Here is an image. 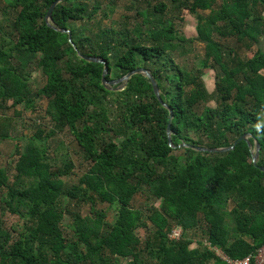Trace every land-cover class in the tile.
<instances>
[{
	"label": "trees",
	"instance_id": "16d2710c",
	"mask_svg": "<svg viewBox=\"0 0 264 264\" xmlns=\"http://www.w3.org/2000/svg\"><path fill=\"white\" fill-rule=\"evenodd\" d=\"M3 1L0 144L13 140L18 157L11 176L0 163V264H225L200 240L192 245L186 232L196 227L233 258L264 243V171L251 154L257 140L264 166V49L250 57L235 49L264 38V0H133L111 21L119 0H61L52 12L57 29L45 18L54 0ZM185 12L196 14L205 42L196 69L176 60L187 41L178 27ZM79 52L104 59L107 80L147 68L162 101L142 73L122 89L104 86V63ZM206 68H219L213 94ZM37 70L46 81L35 89ZM40 98L43 114L28 119L24 111L37 112ZM169 122L172 144L187 145L169 144ZM64 129L88 163L73 183L64 178L77 170L70 156L59 165L48 160L47 140ZM245 133L252 146L194 148L229 147ZM139 192L159 203L134 206ZM98 202L115 208L113 220ZM84 205L86 214L78 210ZM175 225L183 233L171 240ZM140 226L148 229L141 240Z\"/></svg>",
	"mask_w": 264,
	"mask_h": 264
},
{
	"label": "rangeland",
	"instance_id": "374dc122",
	"mask_svg": "<svg viewBox=\"0 0 264 264\" xmlns=\"http://www.w3.org/2000/svg\"><path fill=\"white\" fill-rule=\"evenodd\" d=\"M133 0H119L118 6L116 7V10L114 14L111 16L110 19H120L122 14L127 12V5H129ZM4 5V1L0 0V6ZM199 14L202 16H205L209 13V10H199ZM184 19L179 22V29L180 33L187 38V41L184 42V47L177 50L176 60L182 64L184 68L188 69H196V67L200 66V61L204 56V48H205V42L199 39L198 33L196 30L197 25V17L196 14H190V13H184ZM2 21V18L0 16V22ZM229 46L234 47L236 45V42L234 38H229L226 42ZM262 48L264 49V38L261 39L260 43H257L253 45L251 49H247L245 46L241 45L235 46L236 51L246 57H250L254 54V52L258 49ZM218 69L219 68H206L204 69V74L202 78L204 79V82L206 84V89L208 93L213 94L216 90L215 82L218 80ZM46 81V77L43 74L41 70H37L33 74V87L39 88L41 87ZM11 103V101H9ZM46 99L40 98L37 100V112L31 111H24L25 116L28 119L34 118V115L36 114H43L44 108L46 106ZM208 105L214 106L216 104V101L213 99V97H209ZM201 102L199 103V107ZM21 108L22 105H19ZM262 120L264 121V113L262 114ZM29 132V129L27 130ZM40 140V139H39ZM49 145V156L48 160L52 164H62L63 160L66 159V156H70V158L74 161L75 165L77 166V170H75L72 173H69L68 175H65L64 178L67 182L73 183L78 180L79 172L82 170H85L88 166V163L85 162L82 158L81 148L79 146V143L77 142L74 135L68 130L64 129L60 132H58L57 135L52 136L50 139L47 140ZM254 149V147H253ZM17 153L14 149V141L13 140H5L0 144V163L4 164L8 167V174L11 176V174L14 173V164L17 159ZM4 161V163H3ZM3 198V194L0 192V200ZM158 204L159 201L156 199H150L147 198L145 192H139L135 195L133 200V205L138 207H145L147 204L151 203ZM97 207L104 208L107 211V219L113 220L115 216V208L113 206H110L107 203H97ZM80 213L86 214L89 212V206L84 205L82 208L78 209ZM7 223L11 224L13 227L19 229L22 227V221H20L15 215L13 214H6L4 216ZM70 219V215L66 213L64 222L67 223ZM146 223L150 224L148 220H146ZM148 229H145L143 226L138 227L135 230V235L138 237V239H144L147 235ZM182 233V231H181ZM186 235L193 238L194 242L192 245H197L198 240H202L206 238V236H203V232L200 227H196L193 230L187 231ZM204 246V245H203Z\"/></svg>",
	"mask_w": 264,
	"mask_h": 264
},
{
	"label": "water",
	"instance_id": "95a60500",
	"mask_svg": "<svg viewBox=\"0 0 264 264\" xmlns=\"http://www.w3.org/2000/svg\"><path fill=\"white\" fill-rule=\"evenodd\" d=\"M61 1V0H54L52 2V4L49 6L48 10H47V13H46V21L48 24L52 25V27L56 28L53 24H51V21H52V12H53V9L54 7L56 6V4ZM63 32H68V36H69V40L71 41V32L69 29H61ZM79 55L84 58L85 60H89V61H99V62H103L104 63V69H103V72H102V83L104 86L108 87V88H111V84H119L118 87H116V89H122L125 87V85L127 84V82L129 81L130 77L135 74V73H142L144 75H146L147 77H149L151 79V82H152V85H153V89H154V92L156 94V96L159 98L160 101H162V99L160 98V90H159V87H158V84L155 80V78L153 77V75L151 74V72L147 69V68H144V67H138V68H135L131 71H129L128 73H126L125 75L121 76L120 78L118 79H114V80H107L106 78V75H107V72H108V64L107 62L104 60V59H101L100 57H97V56H90V55H85L81 52H79ZM164 105H166L164 103ZM167 135H168V139H169V144L173 147H181V146H185L187 144L185 143H181V144H178V145H173L172 144V141H171V129H170V122L168 124V127H167ZM251 135L250 133H245L243 135H241L240 137H238L235 142L229 146V147H201V146H194V148H196L197 150H201V151H223V150H227V149H231L234 147V145L239 142L240 140H246L249 144V146H252L250 141H249V138L248 136ZM259 151H260V143L256 140L255 141V148L251 151V154H252V160H253V163L258 166L261 170L264 171V166L263 165H259L257 163L258 159H259Z\"/></svg>",
	"mask_w": 264,
	"mask_h": 264
},
{
	"label": "built area",
	"instance_id": "2783aa9c",
	"mask_svg": "<svg viewBox=\"0 0 264 264\" xmlns=\"http://www.w3.org/2000/svg\"><path fill=\"white\" fill-rule=\"evenodd\" d=\"M183 228L180 225H175L168 233V238L171 240H178L182 233ZM204 247L211 250L215 255H217L225 264H264V243L253 253L242 257L233 258L225 253L220 247L213 245L208 238H204L203 241L200 240Z\"/></svg>",
	"mask_w": 264,
	"mask_h": 264
}]
</instances>
